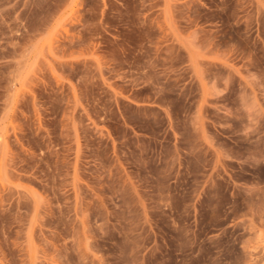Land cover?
<instances>
[{"label": "rangeland", "instance_id": "1", "mask_svg": "<svg viewBox=\"0 0 264 264\" xmlns=\"http://www.w3.org/2000/svg\"><path fill=\"white\" fill-rule=\"evenodd\" d=\"M0 264H264V0H0Z\"/></svg>", "mask_w": 264, "mask_h": 264}]
</instances>
